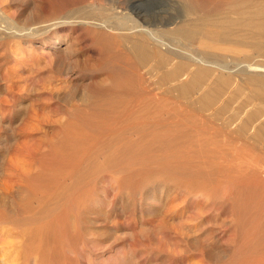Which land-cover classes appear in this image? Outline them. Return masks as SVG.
Returning <instances> with one entry per match:
<instances>
[{
  "label": "rangeland",
  "instance_id": "rangeland-1",
  "mask_svg": "<svg viewBox=\"0 0 264 264\" xmlns=\"http://www.w3.org/2000/svg\"><path fill=\"white\" fill-rule=\"evenodd\" d=\"M231 1L0 0L14 29L0 31V264H264V140L247 138L264 86L242 84L213 120L156 58H130L131 74L111 40L138 16L191 62L207 49L175 31L184 10L220 16ZM47 39L41 59L17 56ZM218 59L244 79L264 65L244 43H221ZM119 77L154 105L139 110L137 83Z\"/></svg>",
  "mask_w": 264,
  "mask_h": 264
},
{
  "label": "bare ground",
  "instance_id": "bare-ground-1",
  "mask_svg": "<svg viewBox=\"0 0 264 264\" xmlns=\"http://www.w3.org/2000/svg\"><path fill=\"white\" fill-rule=\"evenodd\" d=\"M228 4V12L230 14L223 13L220 16H216L213 7L209 6L208 8H204L196 2H191V4H188L186 7V10H184V17L175 25V29L177 28L175 31H178L180 35L183 34L190 38L199 35L205 36L201 41L202 47L207 49L198 56H190L191 62L180 58L179 60L170 58L168 56L170 45L166 42L164 34L159 30L150 28L149 24L144 25L145 23L140 22L141 20L139 21L138 16L136 18L130 17L127 21L121 20L115 25H112L110 28L117 36H113L111 40L119 45L126 46L127 52L122 56L119 55V57L123 62L130 64L131 74L136 72L134 62H129L130 58H133L135 62L138 63H142L150 58H156V65H158L157 69L162 67L166 68V71H164L165 73L162 75V80L169 79L175 81L177 83L175 89L185 98H190L193 94H198L199 101H202L203 106L206 107L208 111L210 110L209 114L212 119L215 120L224 108L223 106L226 100L232 97L234 90L241 89V87L250 80H255L261 86H264V65L254 64L252 68H250V71L256 73L258 76H256V78L247 76L246 79H244L242 76H246V73L233 69L228 63L223 64L218 59V49L221 43H244L254 50L255 56L264 57V0H233ZM12 21L13 19L10 14L0 9V31L7 33L14 30H10ZM220 29L225 30L221 35H219ZM138 30L145 35L146 45L143 41L135 40V38L131 37V35L137 33ZM27 34V37L31 36L32 38L35 36V33L32 31L27 32ZM246 37H248V40L244 41ZM48 41V39L44 40V45L38 43L30 44L27 52L22 50L23 52L17 53V56H19L20 59H23L22 56H27V58L28 56H33L32 58L45 56L48 53L45 50V43ZM52 41H50L48 45H52ZM56 41L57 50H60L62 47L59 48L58 45L61 44L62 40L57 38ZM36 58H34V60H36ZM8 73L11 75L10 72ZM7 78L10 77L8 76ZM117 79L118 84L116 87L121 86L123 88L133 89L134 85L137 83V85H135V94L139 96L137 105L139 110L143 106L151 107V105H154V96L146 93L140 88L139 81L141 82V80L132 77L125 78L121 81L120 77ZM114 83H116V80ZM137 86L138 88L136 89ZM262 88L259 86L255 88L256 91L251 93L253 97H258L259 100H263V106L258 107L253 113L260 114L262 120L260 119L259 127L255 128V132L247 137L248 139L253 138L254 140L259 139L261 141L264 140V89ZM13 91L14 90H12V92ZM218 104L220 106H217ZM250 116L252 119L253 115ZM256 119L257 117H255L254 120ZM244 128L245 124L240 127L239 132Z\"/></svg>",
  "mask_w": 264,
  "mask_h": 264
}]
</instances>
